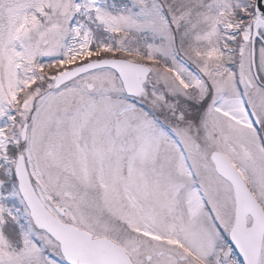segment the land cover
<instances>
[{"label": "snow or ice", "instance_id": "obj_1", "mask_svg": "<svg viewBox=\"0 0 264 264\" xmlns=\"http://www.w3.org/2000/svg\"><path fill=\"white\" fill-rule=\"evenodd\" d=\"M0 264H264V0H0Z\"/></svg>", "mask_w": 264, "mask_h": 264}]
</instances>
